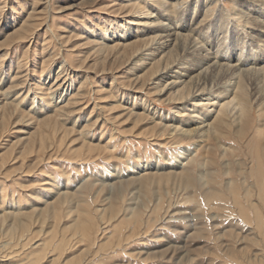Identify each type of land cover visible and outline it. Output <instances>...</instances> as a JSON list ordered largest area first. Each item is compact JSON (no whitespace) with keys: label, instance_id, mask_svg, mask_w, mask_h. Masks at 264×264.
I'll use <instances>...</instances> for the list:
<instances>
[{"label":"rangeland","instance_id":"obj_1","mask_svg":"<svg viewBox=\"0 0 264 264\" xmlns=\"http://www.w3.org/2000/svg\"><path fill=\"white\" fill-rule=\"evenodd\" d=\"M239 1L215 0L206 17L190 7L201 44L241 42ZM149 13L162 5L0 0V264H264L261 84L245 83L246 118L215 134L153 124L138 107L176 114L149 84L161 54L140 60ZM143 163L157 166L142 176Z\"/></svg>","mask_w":264,"mask_h":264},{"label":"bare ground","instance_id":"obj_2","mask_svg":"<svg viewBox=\"0 0 264 264\" xmlns=\"http://www.w3.org/2000/svg\"><path fill=\"white\" fill-rule=\"evenodd\" d=\"M157 1L162 5V15H145V18L149 19L142 22L143 30L139 32L154 33L153 37H149L154 47H149L146 54H141L143 58L140 60H154L161 54L153 64V68L157 69L151 73L153 78L149 84L157 90L158 100L165 97V101L174 105L173 114L176 115L171 116L156 109L149 110L146 105L138 107L142 111L141 114L151 115L155 125H158L157 121L170 120V131L184 137L202 138L215 134L217 125L223 123V119L228 116L234 117L236 122H241L246 118L249 108L247 82L257 77L261 84V94L264 96V0L237 2L239 5L234 8L233 16L236 17V22L243 23V32L240 31L243 38L236 44L233 41L226 43L227 41L218 39V48L215 51L209 46H204L203 42L201 44V40L205 41L210 37L203 28L200 30L202 21L193 23L194 19L185 20L186 12L188 11L189 15L191 8V15L203 11L206 17L209 10L207 8L215 0H204V3L191 0L182 10L180 5H184L186 1ZM212 27V31H218V34L223 28L220 24ZM130 32L120 30L122 35L118 37L126 38ZM238 36L239 34L232 35L234 39ZM150 45L152 46V43ZM141 51L144 53V50ZM181 56L184 57L183 60L180 59ZM220 73H225V79L220 80ZM59 88L60 85L55 90ZM168 91L170 94L167 97L165 94ZM54 96L55 93L51 95V99ZM210 108L215 112L214 117H210L211 114L206 111ZM186 156H189V150L178 151L179 160L183 161ZM155 166L157 165L143 163L137 166L136 172L146 176V171L156 168Z\"/></svg>","mask_w":264,"mask_h":264}]
</instances>
